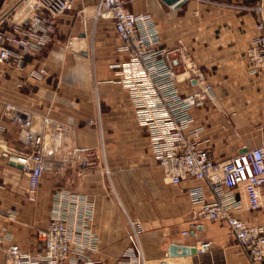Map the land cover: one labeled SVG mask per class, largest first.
Listing matches in <instances>:
<instances>
[{
    "label": "crops",
    "instance_id": "obj_1",
    "mask_svg": "<svg viewBox=\"0 0 264 264\" xmlns=\"http://www.w3.org/2000/svg\"><path fill=\"white\" fill-rule=\"evenodd\" d=\"M257 1L183 0L167 5L161 0H124L131 12L151 16L161 47H183L187 62L212 84L213 97L193 109V125L203 127L199 145L208 147L216 160L255 147L264 138V70L253 73L246 56L256 35V16L245 6ZM91 2L95 0L77 1L59 18L49 41L24 57L22 69H8L0 76V123L6 128L1 132L9 145L16 144L17 127L1 118L5 101L71 125L70 143L92 152L81 170L73 166L45 173L31 207L25 195L27 177L0 149V235L12 233L20 246L32 248L37 231L46 228L59 201L57 192L70 188L91 208L99 257L111 259L131 248L145 264H159L177 257L170 256L171 245L197 249L201 242L212 241L209 249L190 254L192 264H249L223 222L193 220L187 191L201 187L210 201L214 195L207 182L185 178L171 184L164 177L119 81L117 65L124 54L111 22L101 20L91 37L75 18L73 10ZM71 37L79 44L85 40V47H66ZM173 57L182 72L178 52ZM39 69L45 74L31 75ZM180 79L185 94L193 82L183 75ZM243 215L249 221L263 218L262 211ZM129 217L142 226L137 238Z\"/></svg>",
    "mask_w": 264,
    "mask_h": 264
},
{
    "label": "built area",
    "instance_id": "obj_2",
    "mask_svg": "<svg viewBox=\"0 0 264 264\" xmlns=\"http://www.w3.org/2000/svg\"><path fill=\"white\" fill-rule=\"evenodd\" d=\"M79 0H17L0 14V76L5 70H20L24 57L40 50L50 39L59 18ZM82 1V0H81ZM256 16V35L246 49L251 71L264 70V0L245 6ZM77 14L85 15L82 3ZM85 17V16H84ZM92 20L110 21L124 60L118 64L119 81L131 101L137 124L146 130L148 143L164 177L171 184L185 178L205 180L213 192L207 200L201 187L188 189L194 221H219L227 236L243 248L249 264H264V138L227 158L216 160L208 147L200 146L202 126L193 125V109L213 97L212 84L193 62H187L183 47L160 46V36L151 16L134 13L124 0H95ZM74 37L66 41L71 47ZM173 52H178L182 74ZM44 69L31 75L42 76ZM180 75L193 82L189 92L179 87ZM18 83V87L22 86ZM2 119L17 127V141L9 145L1 131L0 149L7 160L22 166L27 177V200L35 202L45 173L58 174L69 167L88 165L91 148L70 143L71 125L47 113H35L5 101ZM72 184V179H69ZM57 192L46 228L37 231L32 248H23L12 233L0 235V264H145L133 249L104 259L97 255V237L91 230V208L76 191ZM263 212L249 221L244 213ZM133 235L142 231L139 222L128 218ZM187 233V231H184ZM212 241L197 247L204 251ZM159 264H192L190 255L162 259Z\"/></svg>",
    "mask_w": 264,
    "mask_h": 264
},
{
    "label": "rangeland",
    "instance_id": "obj_3",
    "mask_svg": "<svg viewBox=\"0 0 264 264\" xmlns=\"http://www.w3.org/2000/svg\"><path fill=\"white\" fill-rule=\"evenodd\" d=\"M17 0H0V14L3 13V11L7 10V8H9L12 4L16 3ZM93 5H94V2H91V3H87L86 4V11H85V15L83 14H77V10L80 8V7H76L77 9L76 10H73L76 12V16L75 18L78 20V22L81 23V25H84L86 27V29L89 31V33L91 34V37L93 35V32H94V29L96 30V27L99 25L100 21H94L92 20V18H90V15L92 14V9H93ZM75 6L72 7V9L74 8ZM85 16V17H84ZM25 195L27 196V191L25 192ZM28 204H30L31 207L34 206V204L37 203L36 202H30L28 201L27 202ZM129 219H131L129 217ZM131 220H134L135 219H131Z\"/></svg>",
    "mask_w": 264,
    "mask_h": 264
},
{
    "label": "water",
    "instance_id": "obj_4",
    "mask_svg": "<svg viewBox=\"0 0 264 264\" xmlns=\"http://www.w3.org/2000/svg\"><path fill=\"white\" fill-rule=\"evenodd\" d=\"M161 1H163L167 5H179L183 2V0H161ZM12 164L22 168L20 164H17L14 161H12ZM196 251H197L196 247H189V246L171 245L169 248L170 256L190 255V254H194Z\"/></svg>",
    "mask_w": 264,
    "mask_h": 264
},
{
    "label": "bare ground",
    "instance_id": "obj_5",
    "mask_svg": "<svg viewBox=\"0 0 264 264\" xmlns=\"http://www.w3.org/2000/svg\"><path fill=\"white\" fill-rule=\"evenodd\" d=\"M84 41H85V40H83V41L80 42V44H79V43H78V39H73V41H72V46H73V48H74V49H75V48L80 49L81 47H79V46L85 47V45H84Z\"/></svg>",
    "mask_w": 264,
    "mask_h": 264
}]
</instances>
